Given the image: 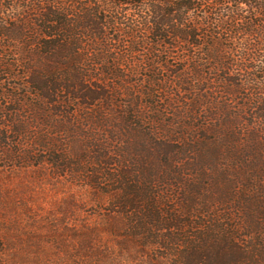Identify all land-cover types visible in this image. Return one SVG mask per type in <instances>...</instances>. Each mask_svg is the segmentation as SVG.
Returning a JSON list of instances; mask_svg holds the SVG:
<instances>
[{"label": "trees", "instance_id": "16d2710c", "mask_svg": "<svg viewBox=\"0 0 264 264\" xmlns=\"http://www.w3.org/2000/svg\"><path fill=\"white\" fill-rule=\"evenodd\" d=\"M0 161L94 198L88 264H264V0H0Z\"/></svg>", "mask_w": 264, "mask_h": 264}, {"label": "rangeland", "instance_id": "374dc122", "mask_svg": "<svg viewBox=\"0 0 264 264\" xmlns=\"http://www.w3.org/2000/svg\"><path fill=\"white\" fill-rule=\"evenodd\" d=\"M2 164L0 161V264H88L81 239L87 227L99 224L91 215L98 208L94 198L68 182L50 184L31 168ZM177 169L190 178L186 168ZM165 190L168 204L180 202L182 194L186 195L179 187ZM107 237L100 233L96 246Z\"/></svg>", "mask_w": 264, "mask_h": 264}]
</instances>
